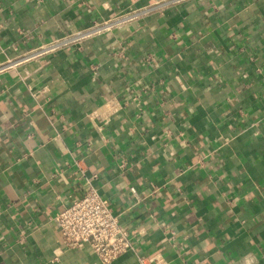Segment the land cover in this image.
Here are the masks:
<instances>
[{
  "label": "crops",
  "instance_id": "crops-1",
  "mask_svg": "<svg viewBox=\"0 0 264 264\" xmlns=\"http://www.w3.org/2000/svg\"><path fill=\"white\" fill-rule=\"evenodd\" d=\"M3 64L0 264H105L60 243L88 184L107 264H264V0H0Z\"/></svg>",
  "mask_w": 264,
  "mask_h": 264
},
{
  "label": "built area",
  "instance_id": "built-area-1",
  "mask_svg": "<svg viewBox=\"0 0 264 264\" xmlns=\"http://www.w3.org/2000/svg\"><path fill=\"white\" fill-rule=\"evenodd\" d=\"M119 20L122 19L100 23L84 34L108 30ZM74 37L67 36L44 44L24 57H35L45 52L54 51L72 43L75 40ZM6 68L7 64L0 65V72ZM56 221L62 245L72 249L88 246L105 264L117 259L133 245L130 231L122 224L120 217L114 213L109 200L103 198L92 184H88L80 196L73 199L65 209L58 213ZM141 261L143 264L167 263L158 254L142 257Z\"/></svg>",
  "mask_w": 264,
  "mask_h": 264
}]
</instances>
